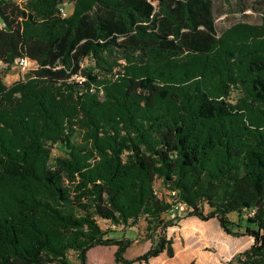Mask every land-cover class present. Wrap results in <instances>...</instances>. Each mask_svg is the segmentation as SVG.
I'll use <instances>...</instances> for the list:
<instances>
[{
    "label": "trees",
    "instance_id": "16d2710c",
    "mask_svg": "<svg viewBox=\"0 0 264 264\" xmlns=\"http://www.w3.org/2000/svg\"><path fill=\"white\" fill-rule=\"evenodd\" d=\"M18 58L36 68L0 75V264H86L110 246L131 264L132 242L98 220L145 222L138 264L172 258L178 218L156 185L253 238L234 264H264V22L217 32L211 0H0L4 74Z\"/></svg>",
    "mask_w": 264,
    "mask_h": 264
},
{
    "label": "rangeland",
    "instance_id": "374dc122",
    "mask_svg": "<svg viewBox=\"0 0 264 264\" xmlns=\"http://www.w3.org/2000/svg\"><path fill=\"white\" fill-rule=\"evenodd\" d=\"M20 1V0H18ZM213 6V18L217 32H222L238 23L260 25L264 22V0H211ZM65 14L68 11L64 8ZM87 62L83 63L86 66ZM36 68L35 63L30 62L25 69L13 68L8 74H4L0 64V75L3 83L10 86L24 78L25 74ZM62 153L58 148L52 150V156L58 157ZM207 211V210H205ZM184 207L171 211L163 216L164 220L177 217L173 225L165 229L167 239L173 242L174 255L172 258L162 253L152 258L147 264H234L232 259L235 255L245 251L253 244L251 236L232 237L226 235L213 221L203 222L195 217L186 216ZM231 221H237L236 214H230ZM102 230L108 232L107 237L115 240H129L131 246L125 251L123 257L131 260L142 256L151 246L147 241L145 222L140 220L133 227H112L109 222L98 220ZM237 230H244L242 223ZM159 231L152 235L153 243L158 240ZM116 247H95L87 252L86 264H122L116 263L114 253ZM72 264H79L74 255L70 256Z\"/></svg>",
    "mask_w": 264,
    "mask_h": 264
},
{
    "label": "built area",
    "instance_id": "2783aa9c",
    "mask_svg": "<svg viewBox=\"0 0 264 264\" xmlns=\"http://www.w3.org/2000/svg\"><path fill=\"white\" fill-rule=\"evenodd\" d=\"M60 13L63 17L67 16V14H65L64 7L60 8ZM30 62L31 61H29L26 58H18L14 61L12 69L13 68L25 69ZM153 193L158 198H163L168 204H170L172 206V211L184 207L181 204L177 203L176 201L177 192L176 191L167 190V189L160 187L159 185H156L153 189Z\"/></svg>",
    "mask_w": 264,
    "mask_h": 264
},
{
    "label": "crops",
    "instance_id": "0c3cea01",
    "mask_svg": "<svg viewBox=\"0 0 264 264\" xmlns=\"http://www.w3.org/2000/svg\"><path fill=\"white\" fill-rule=\"evenodd\" d=\"M209 221H211V222H213V221L217 222L215 219H212V220H209Z\"/></svg>",
    "mask_w": 264,
    "mask_h": 264
}]
</instances>
